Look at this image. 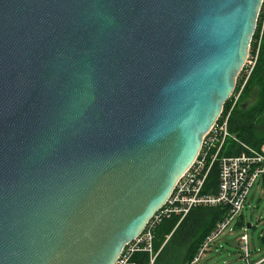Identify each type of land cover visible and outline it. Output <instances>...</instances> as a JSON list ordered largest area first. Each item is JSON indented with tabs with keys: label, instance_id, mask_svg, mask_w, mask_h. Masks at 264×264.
<instances>
[{
	"label": "water",
	"instance_id": "obj_1",
	"mask_svg": "<svg viewBox=\"0 0 264 264\" xmlns=\"http://www.w3.org/2000/svg\"><path fill=\"white\" fill-rule=\"evenodd\" d=\"M264 0H0V264H114L223 111Z\"/></svg>",
	"mask_w": 264,
	"mask_h": 264
},
{
	"label": "built area",
	"instance_id": "obj_2",
	"mask_svg": "<svg viewBox=\"0 0 264 264\" xmlns=\"http://www.w3.org/2000/svg\"><path fill=\"white\" fill-rule=\"evenodd\" d=\"M256 58L257 55L254 65ZM236 101L227 112H221L205 133L197 157L179 177L165 204L154 214L143 231L124 245L114 264H138L134 257L139 252L148 253L150 264H154L158 255L154 250V228L163 218L174 215L179 217L180 222L194 206L226 207L227 216L217 223L201 243L195 256L187 263L199 264L213 244L219 240L223 230L236 222L245 207L251 188L257 182L264 185V145L261 149L254 148L238 140L229 129V116ZM230 139L244 147L240 154L224 153ZM214 164L219 167L218 189L216 193H205L203 189ZM240 241L243 256L246 258L245 264H264V255L256 260L251 259L247 233L241 235Z\"/></svg>",
	"mask_w": 264,
	"mask_h": 264
},
{
	"label": "trees",
	"instance_id": "obj_3",
	"mask_svg": "<svg viewBox=\"0 0 264 264\" xmlns=\"http://www.w3.org/2000/svg\"><path fill=\"white\" fill-rule=\"evenodd\" d=\"M264 4L258 18L256 31L250 45V52L257 58L253 69L245 81L240 74L237 77L236 90H241L236 104L229 116V129L238 140L261 149L264 145ZM263 24V25H262ZM262 28V29H261ZM261 34V35H260ZM259 36L260 40H259ZM245 81V82H244ZM256 93V101L247 105L248 99ZM231 107L227 100L223 113ZM244 147L230 139L224 150L225 154H240ZM219 184V167L214 164L211 168L203 191L216 193ZM228 209L223 206H194L179 222L178 216L163 218L154 228V250L158 255L154 264H187L197 253L201 243L216 227L217 223L227 216ZM236 228L244 226L242 213L235 222ZM249 226V224H248ZM252 226V225H251ZM260 249L264 251V230L259 234ZM138 264H150L149 254L139 252L135 255Z\"/></svg>",
	"mask_w": 264,
	"mask_h": 264
},
{
	"label": "rangeland",
	"instance_id": "obj_4",
	"mask_svg": "<svg viewBox=\"0 0 264 264\" xmlns=\"http://www.w3.org/2000/svg\"><path fill=\"white\" fill-rule=\"evenodd\" d=\"M260 37L261 36H259V40ZM249 53L250 55H248L240 72V76L243 78L245 77V81L254 65L257 50L255 53L251 54L250 51ZM243 86L244 83L240 90ZM240 90L234 89V92L228 99L231 101V105H233L238 99ZM255 101L256 93L254 92V94L248 99L247 105H252ZM241 213L243 215L244 226L236 228L235 222H233L223 230L219 240L213 244L212 248L205 254L199 264H245L246 258L243 256L240 241V237L244 233H247L249 236L251 259L256 260L264 255V251L260 249L259 239V234L264 230V185L261 182H257L251 188L246 199L245 207ZM248 224L252 226L249 227Z\"/></svg>",
	"mask_w": 264,
	"mask_h": 264
},
{
	"label": "crops",
	"instance_id": "obj_5",
	"mask_svg": "<svg viewBox=\"0 0 264 264\" xmlns=\"http://www.w3.org/2000/svg\"><path fill=\"white\" fill-rule=\"evenodd\" d=\"M249 227H251V225H249Z\"/></svg>",
	"mask_w": 264,
	"mask_h": 264
}]
</instances>
